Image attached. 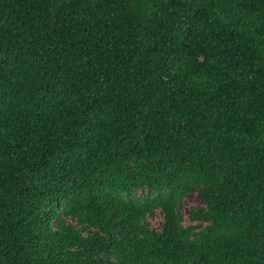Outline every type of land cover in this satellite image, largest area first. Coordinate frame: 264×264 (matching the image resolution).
Here are the masks:
<instances>
[{"label":"trees","instance_id":"1","mask_svg":"<svg viewBox=\"0 0 264 264\" xmlns=\"http://www.w3.org/2000/svg\"><path fill=\"white\" fill-rule=\"evenodd\" d=\"M0 264H264V0H0Z\"/></svg>","mask_w":264,"mask_h":264},{"label":"rangeland","instance_id":"2","mask_svg":"<svg viewBox=\"0 0 264 264\" xmlns=\"http://www.w3.org/2000/svg\"><path fill=\"white\" fill-rule=\"evenodd\" d=\"M186 202L189 204V205H197V204H200V199H199V196L196 192L194 193H187L185 196H184ZM161 222V219H160V214L159 213H156L154 215V217L151 218V224L154 226V227H157Z\"/></svg>","mask_w":264,"mask_h":264}]
</instances>
